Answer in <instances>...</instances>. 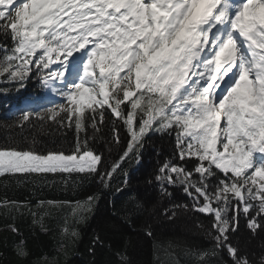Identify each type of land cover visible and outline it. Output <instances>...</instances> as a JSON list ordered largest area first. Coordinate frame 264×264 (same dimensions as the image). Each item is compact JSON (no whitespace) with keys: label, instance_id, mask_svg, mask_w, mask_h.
Instances as JSON below:
<instances>
[{"label":"snow or ice","instance_id":"snow-or-ice-1","mask_svg":"<svg viewBox=\"0 0 264 264\" xmlns=\"http://www.w3.org/2000/svg\"><path fill=\"white\" fill-rule=\"evenodd\" d=\"M33 77L58 99L48 106L37 98L0 127L66 129L75 139L40 150L35 136L18 142L10 134L0 145V176L22 183L60 175L66 187L96 180L124 195V165L141 161L148 135L172 136L173 152L154 181L161 196L180 187L191 205L173 204L160 215L169 221L187 211L209 217L198 228L211 246L169 244L163 249L169 259L157 256V264H264V255L256 260L234 242L241 216L253 236L264 232V0H0V84L19 91ZM98 140L109 153L115 145L118 159H106ZM103 195L35 203L5 197L0 231L20 235L16 221L28 217L34 229L49 234L47 220H56L66 257ZM146 212L154 214L130 196L113 214L131 223ZM144 232L153 236L150 223ZM97 246H104L98 234L90 255ZM13 254L18 264H28L23 239L14 242ZM113 255L118 264H131L126 250Z\"/></svg>","mask_w":264,"mask_h":264},{"label":"trees","instance_id":"trees-1","mask_svg":"<svg viewBox=\"0 0 264 264\" xmlns=\"http://www.w3.org/2000/svg\"><path fill=\"white\" fill-rule=\"evenodd\" d=\"M10 87L11 91L0 92V125L12 123L24 109L20 107L21 102L30 96H42V90L39 88L38 81L33 77L26 86L19 91L13 85L0 84V88ZM111 124L104 129V138L111 140ZM15 135L17 141L23 140V137L35 136L37 147L40 150L55 148L58 146L67 147L68 143L74 142V133L71 130L57 131L55 128H46L41 131L38 127L25 129L20 133L19 129L9 130L0 127V145L8 142L9 135ZM121 134L125 143L127 136ZM174 138L160 133H151L147 137V142L143 150L141 164L134 161L124 167L129 171V187L124 195L116 194L109 190L102 189V186L96 180H85L82 183L77 182L75 187L65 186L60 175H49L47 180L28 181L17 183L15 179L0 176V199L5 197L18 200L31 199L35 203L37 198L57 199V200H84L87 196L103 191L104 195L99 200L95 213L90 220L80 227L81 238L73 247L70 255L62 259L59 251V224L56 220H47L51 233L45 234L38 228L34 229L30 218L17 219L16 224L19 227L20 235H13L8 231H0V252L3 257L0 258V264H18L13 254L14 242L23 239L30 251L28 264H36L37 261L45 257L49 259L58 258L59 264H118V258L113 255L117 250L125 251L131 264H157V256L161 261L169 259L163 249L169 244L197 246L199 248H208L211 246L209 238L198 228V224L208 225L209 217L201 215L198 212H181L174 221H169L162 217L160 213L166 207L173 204H188L187 200L176 188L171 192V196H161L159 187L153 180L154 169L165 157L170 156L174 149ZM97 149L104 153L109 161L118 159L119 152L115 145H112V151L109 153V145L104 141H96ZM119 182V181H117ZM71 185V181L69 182ZM135 196L140 200L145 208L154 210V214L137 213L131 219V223L125 222L113 213L119 209L128 197ZM182 196V197H181ZM6 223L4 217H0V228ZM146 223L152 225L153 236L145 235L144 226ZM98 234L104 242V246H97L95 255L89 254V247L92 246L94 235ZM239 240L241 247L249 255L258 260L264 255V232L253 236L247 229V222L243 216L239 219V233L234 242ZM161 245L162 250L157 252L155 245ZM110 246V247H109ZM176 252L183 259V253L180 248ZM60 258L62 260H60Z\"/></svg>","mask_w":264,"mask_h":264},{"label":"rangeland","instance_id":"rangeland-1","mask_svg":"<svg viewBox=\"0 0 264 264\" xmlns=\"http://www.w3.org/2000/svg\"><path fill=\"white\" fill-rule=\"evenodd\" d=\"M42 93H43V99H42V101H40V103H42V104H46V105H48V102L50 101V100H56V99H58L57 97H54V96H52L50 93H45L44 91H42ZM37 98L38 97H35V96H30V97H28V98H25L22 102H21V106L20 107H22V108H27V107H34L35 105L33 104V101H36L37 100ZM48 106H50V105H48ZM142 161V160H141ZM141 161H140V163H141ZM158 164L156 165V167H155V169H154V176H155V173H156V170H157V168H158ZM154 176H153V181H154ZM154 183H155V181H154ZM173 188H176V189H178L179 191H180V193L183 195V198H185L186 200H187V203L189 204V205H191V201L189 200V198L183 193V191H182V189L180 188V187H173ZM172 188H169V191L170 192H172L173 191V193H174V190H171ZM182 197V196H181ZM97 206V205H96ZM95 210H96V207H95ZM95 210H94V213H95ZM199 213V212H198ZM93 216V215H92ZM91 216V217H92ZM90 220V219H89ZM88 220V221H89ZM73 249V248H72ZM72 249L71 250H69V252H68V255L66 256V257H68L69 255H70V252L72 251ZM62 254V253H61ZM62 259L64 258V255L62 254V257H61ZM60 258V260H62ZM61 264V263H60Z\"/></svg>","mask_w":264,"mask_h":264}]
</instances>
